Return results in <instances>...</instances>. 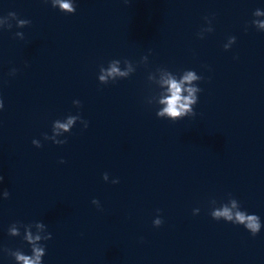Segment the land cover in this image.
Instances as JSON below:
<instances>
[{
    "label": "water",
    "instance_id": "obj_1",
    "mask_svg": "<svg viewBox=\"0 0 264 264\" xmlns=\"http://www.w3.org/2000/svg\"><path fill=\"white\" fill-rule=\"evenodd\" d=\"M69 3L75 13L62 10L57 0H0V99L4 105L0 113L38 90L126 50L264 16V0Z\"/></svg>",
    "mask_w": 264,
    "mask_h": 264
},
{
    "label": "clouds",
    "instance_id": "obj_2",
    "mask_svg": "<svg viewBox=\"0 0 264 264\" xmlns=\"http://www.w3.org/2000/svg\"><path fill=\"white\" fill-rule=\"evenodd\" d=\"M57 3L59 4V6L62 10H65V11L71 12V13H75V11H76V8H73L72 4L69 3V0H57ZM259 14L260 13L257 12V15H259ZM21 23H23V21H21ZM261 27H264V24H262ZM225 47H227V46H225ZM114 73H119V69L113 65L110 68L108 74L112 75ZM120 74L124 75L123 73H120ZM105 79L106 78L103 75H101L99 77L100 81H105ZM195 79H197L195 74L192 71H189L186 73V75H184L183 80L180 82H177L175 79H171V78L165 80L164 83L168 86L169 95L163 101H161L162 103H164L166 105V107L164 108L163 112L158 113V116H163L166 113L170 118L173 119V121H175V118L181 116V114L184 113L188 109V106L190 104L196 103V99H195L193 93L195 91H197V89H194V88L184 89L183 88V84L185 82H190V81L195 80ZM184 90H186L189 93L188 96H182L181 93ZM79 103H80V101H79ZM3 106H4L3 100L0 99V109H3ZM193 115H195V113H193ZM74 119L75 118H70L68 120V122L65 124H60L57 122V126L59 128L67 130L70 127V125L73 123ZM84 122H85V128H87L88 122L85 120H84ZM66 142L67 141H65L64 143H66ZM32 143L34 144L35 141H32ZM41 146H38L37 148H39ZM60 162L64 163L63 160H61ZM2 180H3V177H0V181H2ZM117 183H118V181H117ZM3 194L6 198H8L9 192L7 190H5L3 192ZM233 206H235V205L233 204ZM213 215L216 218H219L222 216L225 218L226 221L233 220V214H232L231 210L227 207H224L222 211H216ZM235 220L240 222V223L247 222L246 227L248 229H251L253 236H255L257 233H259L260 225L258 223V217L256 215L245 216L244 213L236 212L235 213ZM155 223H156V225L161 226L163 221L158 219L155 221ZM37 226L40 227L42 225H37ZM12 233L14 235L16 234L15 228L12 229ZM51 238L52 237H51V233H50V239ZM26 239H28L30 242H33V244H34V239L39 240L40 237L37 236L33 239L31 233L29 232L26 236ZM32 251L34 252V258L17 253L16 259L19 261H22L23 264H40L41 256L44 255V249L33 246Z\"/></svg>",
    "mask_w": 264,
    "mask_h": 264
}]
</instances>
